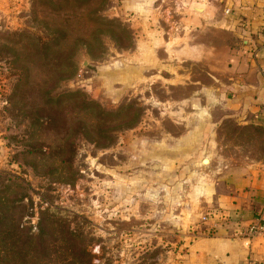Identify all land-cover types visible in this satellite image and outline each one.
Instances as JSON below:
<instances>
[{"label":"rangeland","instance_id":"obj_1","mask_svg":"<svg viewBox=\"0 0 264 264\" xmlns=\"http://www.w3.org/2000/svg\"><path fill=\"white\" fill-rule=\"evenodd\" d=\"M176 13L150 16L152 40L143 45L148 19L124 0L0 1V170L17 176L15 215L32 235L31 264H173L204 220L208 158L178 151L206 143L177 138L190 123L200 132L189 80L208 83L209 76L200 56L189 55L188 36L176 40L186 44L183 58L173 57ZM43 59L56 69L49 93L57 103L46 126L35 124L45 88L32 89L33 107L15 109L12 98L26 65ZM67 59L74 61L68 76ZM174 61L184 75L172 79ZM31 69L27 78L39 80ZM67 90L96 107L64 104ZM214 113L211 155L228 165L227 179H243L246 164L264 162V127ZM67 231L76 235L73 248Z\"/></svg>","mask_w":264,"mask_h":264},{"label":"crops","instance_id":"obj_2","mask_svg":"<svg viewBox=\"0 0 264 264\" xmlns=\"http://www.w3.org/2000/svg\"><path fill=\"white\" fill-rule=\"evenodd\" d=\"M163 1L124 0V6L130 11L139 10L148 19L147 25L142 27L143 31L147 30L143 45L152 40V32L148 30L153 29H145L150 27V16L177 14L178 10L180 15L172 19L171 24L173 57L183 58L181 54L186 44L176 40L181 41L188 36L189 55L200 56L205 63L209 82L201 83L193 76L189 80L192 88L190 112L202 117L200 132L190 123L188 133L183 139H177L180 143L190 142L188 145L203 142L206 146L204 150L201 146L197 151L189 147L178 153L181 157L188 156L187 153L194 157L203 154L202 159L208 158L204 166L206 182L202 185L208 209L203 215L210 211H222L226 215V218L210 216L208 220L196 222L192 227L193 234L184 243L181 257L174 259L173 264H264V232L251 237L249 244H243L237 234L239 229L258 217L264 223V208L259 215L250 211L264 205V162L246 164L248 173L243 175L245 180L231 176L227 179L224 173L228 165L220 167L216 164L213 156L216 153L211 144V127L217 121L216 109L234 116L239 124L264 127V0H179L170 9L158 7ZM192 2L204 6L195 9ZM160 62L168 64L165 59ZM181 66L180 62L174 61L172 79L184 75ZM198 95H203L204 102H197Z\"/></svg>","mask_w":264,"mask_h":264},{"label":"trees","instance_id":"obj_3","mask_svg":"<svg viewBox=\"0 0 264 264\" xmlns=\"http://www.w3.org/2000/svg\"><path fill=\"white\" fill-rule=\"evenodd\" d=\"M65 36V34H64ZM45 43V42H44ZM48 48V45L45 46V49ZM42 49L37 51V56ZM31 64L34 71L39 72V80L34 78H27L28 69L31 72ZM27 67L24 68L25 75L21 77L20 82L16 83V89L18 93L15 92L12 95V98L18 99L15 105V109L24 108L26 106L33 107L36 104V100L33 97L32 89L34 86H39L45 88L46 92H39L41 97V103L38 108L42 111L39 117H37L35 124L40 126H46L44 120L54 119L55 104L57 103L49 93V87L51 86L50 80L52 79L53 72L56 71L55 68H52L53 65L50 61L42 60L41 62L32 61ZM74 70V61L71 59L64 60V72L68 76ZM35 71V72H36ZM27 73V74H26ZM74 104L80 107H90L93 109L96 107L94 102H90L81 98V93L78 90H67L64 91V104ZM51 112V113H50ZM53 112V114H52ZM17 176L10 172L0 170V264H31L32 263V235L23 234L21 225L22 215H15V201L16 192L13 191V188H19L18 182L16 181ZM9 194L10 197H9ZM25 193H21L20 196H26ZM7 202L8 205L4 204ZM264 204V203H262ZM264 208V205L260 206V209L252 208L250 211L252 214L259 215ZM22 213V212H21ZM65 242L71 248L75 247L76 244V235L70 231H67ZM64 249V247H63ZM61 253V252H60Z\"/></svg>","mask_w":264,"mask_h":264},{"label":"built area","instance_id":"obj_4","mask_svg":"<svg viewBox=\"0 0 264 264\" xmlns=\"http://www.w3.org/2000/svg\"><path fill=\"white\" fill-rule=\"evenodd\" d=\"M210 216L217 219L226 218V215L222 211H210L203 215V219L208 220ZM259 232H264V223L261 221L260 217L250 222L245 228L239 229L237 234L238 237L242 239L243 244H249L251 237Z\"/></svg>","mask_w":264,"mask_h":264},{"label":"water","instance_id":"obj_5","mask_svg":"<svg viewBox=\"0 0 264 264\" xmlns=\"http://www.w3.org/2000/svg\"><path fill=\"white\" fill-rule=\"evenodd\" d=\"M201 5H202L201 3H195V2H192V3H191V6H192L193 8H195V9L199 8ZM204 159H205V158H204ZM204 159H203V160H204Z\"/></svg>","mask_w":264,"mask_h":264}]
</instances>
